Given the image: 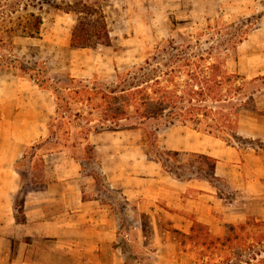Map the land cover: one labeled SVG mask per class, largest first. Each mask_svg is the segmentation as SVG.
I'll list each match as a JSON object with an SVG mask.
<instances>
[{"label": "crops", "instance_id": "0c3cea01", "mask_svg": "<svg viewBox=\"0 0 264 264\" xmlns=\"http://www.w3.org/2000/svg\"><path fill=\"white\" fill-rule=\"evenodd\" d=\"M233 71L248 79L264 76V14L237 46ZM54 113L47 90L16 78L0 83V264H124L120 240H134L153 264H191L193 255L183 243L195 222L223 236L248 216L264 219V129L248 131L239 124V134L258 140L257 146L208 135V141L175 147L216 159L217 182L235 191L230 197L205 180L175 179L139 148L126 146L100 160L106 190L124 201L119 210L94 187L83 159L69 148L46 150L40 180L45 186L30 182L23 190L18 221L14 203L23 186L17 165L30 146L44 141ZM127 212L134 216L129 223Z\"/></svg>", "mask_w": 264, "mask_h": 264}, {"label": "rangeland", "instance_id": "374dc122", "mask_svg": "<svg viewBox=\"0 0 264 264\" xmlns=\"http://www.w3.org/2000/svg\"><path fill=\"white\" fill-rule=\"evenodd\" d=\"M82 1L96 3L101 7L110 38L109 45L76 49L70 46L71 31L77 18L76 11L80 8L78 0H0V34L5 43L0 50V55L4 58L2 63L5 65L0 69V83L16 78L22 83L37 86L27 75L19 76L17 69L10 66L15 64L14 61H18L15 65L20 63L23 66H30L35 60L44 63L48 75L59 86H68L67 77L109 83L114 79L115 69L123 70L142 62L147 52L159 41L169 37L177 43L196 44L192 37H199L198 34H201L199 45L201 48L212 46L224 56L227 53L224 49L230 48L237 35L248 34L249 30L256 26L258 18L264 14L263 0ZM31 14L41 18L39 37H24L20 32L23 27H29L33 23ZM7 31L15 33L9 34ZM207 40L208 43H205ZM228 53V68L233 71L236 52ZM240 101L243 106L238 110V125L248 131L252 128L264 129V76L246 79ZM78 125L84 123L79 122ZM78 125L72 129V137L78 136L80 130ZM46 139L47 136L38 149H28L25 158L18 163V168L24 176L23 190L30 182L33 184L31 187L41 185L40 157L53 145L52 140ZM229 140L230 145L239 147L250 144L257 146L259 143L258 140H250L245 135H240L236 140L231 138ZM88 141L89 144L67 148L74 158L83 159V170L95 178L94 187L105 191L104 197L116 202V207L120 210L124 208V201L117 191L106 190V184L100 179L103 173L100 160L109 156L108 154L114 155L115 151L126 146L139 148V152L145 156L147 147L142 142V135L139 131L125 129L104 131L91 134ZM204 141H208V135L195 130L189 123H175L162 129L158 134L160 149L177 150L175 147L182 142L194 144ZM182 152L185 153L184 159H189L193 163L192 166H184V170L188 174L197 172L198 163L192 161L189 156L192 152ZM146 157L153 160L147 155ZM208 164L205 163V167ZM252 173L255 174L254 171ZM213 184L222 195L230 197L235 193L224 181H215ZM124 217L128 223L134 220V216L128 212ZM239 223L244 225L239 234L243 243L261 242L262 244L255 249L256 251L258 248L261 249L258 251L260 253L257 255L258 258L264 257V219L248 216L244 222H238L236 226L240 225ZM181 239L185 240L184 237ZM119 244L125 250L124 264H153L148 251L140 248L134 240L126 244L120 240ZM187 250L193 255L191 264H202V261L208 264V257L201 260L197 253L198 249L189 246ZM239 252V249H234L231 255L228 253L225 255H229L234 261ZM213 259L218 264L224 258L218 255Z\"/></svg>", "mask_w": 264, "mask_h": 264}, {"label": "trees", "instance_id": "16d2710c", "mask_svg": "<svg viewBox=\"0 0 264 264\" xmlns=\"http://www.w3.org/2000/svg\"><path fill=\"white\" fill-rule=\"evenodd\" d=\"M77 4L80 8L76 11L70 46L76 49L109 45L101 7L82 0ZM31 17L33 23L20 32L24 37H39L41 18L34 14ZM198 35L192 37L196 44L177 43L172 37L159 41L142 62L123 70L115 69L114 79L109 83L67 77L68 86H59L40 61L35 60L30 66L15 65L18 61H14L15 64L10 66L17 69L19 76L27 75L38 88L47 90L53 97L55 113L48 122L46 139L52 140L53 145L47 149L48 152L89 144V136L96 132L139 131L147 147L146 155L159 162L172 177L205 180L213 184L219 180L214 172L216 159L205 154H189L192 161H197L198 168L197 172L188 174L184 166H192L193 163L184 159L185 153L160 149L158 142L159 132L175 123H189L195 130L219 137L227 144H230L229 138L236 140L240 137L238 110L243 106L240 99L247 78L229 70L228 52H236L247 33L237 35L230 48L224 49L227 52L224 56L212 46L201 48V34ZM4 45L0 34V50ZM2 62L4 58L0 55V69L5 66ZM79 122L84 125H78ZM76 125L80 130L78 136L72 137V129ZM41 145L42 141L28 149H38ZM21 176L23 179L22 173ZM44 186L41 184L38 188L43 189ZM22 193L23 189L16 195L14 203L18 221L22 219ZM243 229L242 224L229 225L223 236H214L205 224L195 222L183 246L188 244L190 248L198 249L201 260L208 257V264H217L213 257L218 255L224 258L218 264H264V257H257L261 249H255L262 243H243L239 235ZM234 249L240 252L232 261L225 253L231 255ZM202 264L207 262L202 261Z\"/></svg>", "mask_w": 264, "mask_h": 264}]
</instances>
